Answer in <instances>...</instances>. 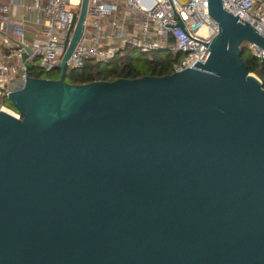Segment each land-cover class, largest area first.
Masks as SVG:
<instances>
[{"label":"water","instance_id":"95a60500","mask_svg":"<svg viewBox=\"0 0 264 264\" xmlns=\"http://www.w3.org/2000/svg\"><path fill=\"white\" fill-rule=\"evenodd\" d=\"M87 5L59 78L9 84L0 264H264V89L241 58L264 37L207 0L204 63L72 85Z\"/></svg>","mask_w":264,"mask_h":264},{"label":"built area","instance_id":"2783aa9c","mask_svg":"<svg viewBox=\"0 0 264 264\" xmlns=\"http://www.w3.org/2000/svg\"><path fill=\"white\" fill-rule=\"evenodd\" d=\"M11 0H0V19L10 11ZM45 2V4H44ZM82 0H29L25 15L34 28L30 36L9 37L0 21V112L20 119L6 105L9 84L24 81L28 68L59 72L72 38ZM228 14L249 23L264 37V0H222ZM183 25L184 30L178 27ZM218 25L207 14V0H88L82 35L66 61V71L86 63L113 61L126 48L144 54L165 52L178 57L172 74L192 68L208 57L206 46L218 34ZM174 43L168 42V35ZM250 53L264 60V50L247 44ZM26 58L23 55L27 53ZM182 57L181 60L179 57Z\"/></svg>","mask_w":264,"mask_h":264},{"label":"trees","instance_id":"16d2710c","mask_svg":"<svg viewBox=\"0 0 264 264\" xmlns=\"http://www.w3.org/2000/svg\"><path fill=\"white\" fill-rule=\"evenodd\" d=\"M134 49L126 48L123 56L113 61L103 63L88 62L82 69L66 71L65 81L72 85H85L96 81L111 82L117 79H137L144 76L164 77L172 74L171 66L178 57L165 52H155L148 55L146 59V70H139L132 64L130 54ZM241 58L250 74L255 75L264 89V60L256 59L244 43L241 46ZM43 71L35 67L28 68L31 78L41 79ZM9 105V103L7 102ZM10 108H12L10 106ZM13 109V108H12ZM14 110V109H13ZM15 111V110H14Z\"/></svg>","mask_w":264,"mask_h":264},{"label":"crops","instance_id":"0c3cea01","mask_svg":"<svg viewBox=\"0 0 264 264\" xmlns=\"http://www.w3.org/2000/svg\"><path fill=\"white\" fill-rule=\"evenodd\" d=\"M29 0H11L10 11L7 16L0 19L5 24V31L9 37H17L20 34L30 36L33 24L29 23L25 15L24 6Z\"/></svg>","mask_w":264,"mask_h":264},{"label":"rangeland","instance_id":"374dc122","mask_svg":"<svg viewBox=\"0 0 264 264\" xmlns=\"http://www.w3.org/2000/svg\"><path fill=\"white\" fill-rule=\"evenodd\" d=\"M44 4H45V2H44ZM130 58L132 59V64L136 68H138L139 70H146V59L148 58V55H142L138 50H135L134 49L131 52V54H130ZM181 58L182 57L180 56L179 59L181 60ZM253 76L255 78H257L255 75H253ZM41 77H42L41 79L57 80L59 78V72L58 71H53L51 73H45V72H43V74L41 75ZM5 103H6L7 106L10 107V104L8 105L7 102H5Z\"/></svg>","mask_w":264,"mask_h":264}]
</instances>
